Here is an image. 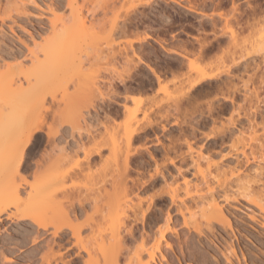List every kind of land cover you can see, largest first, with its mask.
Masks as SVG:
<instances>
[{
	"label": "bare ground",
	"instance_id": "6f19581e",
	"mask_svg": "<svg viewBox=\"0 0 264 264\" xmlns=\"http://www.w3.org/2000/svg\"><path fill=\"white\" fill-rule=\"evenodd\" d=\"M10 1H13L11 2L13 5L8 10ZM87 1L90 0H82L80 6L76 0L51 2V8L62 11L61 17L58 20H50L39 13L38 16L35 15L38 19L34 20L27 13V3L33 4L36 9L38 6L35 0H0V234L5 231L6 223L22 229L20 237L13 239L8 245L0 244V264H22L16 261V258L22 260L23 255L27 254V246L32 248L31 256L28 254L29 258L24 264H72L74 258L81 259L82 264H175L172 257L178 264L182 262L264 264V231H258L253 243L250 244H254L257 250V254L251 255V247L244 243V232L239 230L237 226L239 224L234 222L232 212L239 210L234 204L243 201L244 207L250 212L246 213L250 221L264 230V185L258 189L249 188L242 184L239 169L221 170L222 166L211 164L210 160L199 152H196V155L190 153L189 157V164L194 171L193 184L185 178L179 185L176 181L173 184L172 182L164 184L171 203L175 205V210L181 217L183 237H178L177 226L167 215L163 228H159L156 236L140 238L134 249L128 247V239L121 236L126 229V214L130 209L134 219L138 217V211L139 215H144L142 200L138 198L133 200L129 197V179L126 170L131 156L128 150L130 145L141 140L147 129L152 130L155 137L154 125L143 119L137 120L136 112L133 111L124 126L123 138L126 141L127 151L123 154L117 150L115 143L108 146L95 143L91 149H85L83 134H74V126L81 122L87 128L99 118L108 121L117 117L120 111L125 112L127 108L124 102L118 101L122 94L123 100H126L127 93L152 87L154 82L158 83L167 73L170 75L174 70L180 71L184 66L183 58H186L189 52L194 54L195 49L193 46L188 49V43L185 42L182 47L183 53L176 55L177 57L164 59L156 50L147 46L152 38L148 33H144L133 41L142 51L133 50L132 56L125 57V63L132 71L131 79L135 83L134 87L119 80L121 93L118 92V87L113 85L114 83H109V92L102 94L100 83L91 78L83 85L86 87L84 88L82 84H78L80 80L78 82V79L73 78L75 74L83 79L81 77L86 73L80 72L82 68L79 67L82 65L80 62L78 64L75 62L74 52L77 50L74 48L89 43V40L88 45H91L93 41L91 39L97 38L98 32L93 31L96 11H98L96 6L105 10L116 0H108L92 8H89ZM200 1L205 4L202 9L207 8V1ZM221 1L211 0V4H219ZM232 1L233 11L237 12L234 0ZM175 3L183 6L187 11L200 14L202 17H210L205 12L196 11L191 5L185 6L177 1ZM146 4L150 5L148 2ZM216 14L219 17L223 15L221 12ZM25 24L37 28L31 31ZM204 26L205 23H198L192 27L196 31H202ZM15 29L19 30L21 35H16ZM237 33L236 30H229L231 43L235 42ZM258 33L259 37L256 41L258 45L264 46V29ZM112 34H114L113 27L110 36ZM7 38L15 39V45L8 43ZM192 39L195 43H200L197 37ZM98 40L94 41L96 45L92 43V49H96ZM214 40L218 42L220 39ZM133 42H130L131 47ZM109 44H107L108 50L111 47ZM160 46L162 47L161 44ZM199 46L195 53L198 58L211 49H204L201 43ZM103 48L105 49L106 45ZM103 48H99L101 53ZM112 48L109 50L110 55L105 54V56H110L112 60L121 59L122 52L117 47L115 50ZM27 62L33 66L25 68ZM247 64L248 57L240 55L231 66L222 71L223 76L228 78L236 67L245 70ZM51 67L57 70L49 72ZM198 72L200 78L189 87L190 89L202 81L211 79L200 69ZM88 77L84 75V78ZM51 85L53 88H50ZM77 85L78 89L84 88L80 89L84 91V96L88 91L90 93L87 94L92 93L95 96L91 99L88 95L87 99L93 101L96 98L89 104L90 109H86L84 113L80 110L81 107L79 108L82 100L79 101L80 98L75 94L74 87ZM58 90L62 93L59 100ZM62 99L66 116L64 122L54 131L46 132L43 130L42 122L26 117V113H30L31 116L33 113H40V110L48 112L53 107H58ZM151 108L150 106L149 109ZM148 111V109L143 111L144 117L149 114ZM228 133L232 140L241 136L243 131L232 128ZM42 135L46 139L44 160H42L46 167L44 171L38 173L39 168L45 165L35 163L33 168L36 169L30 171L31 173H25L24 168L31 147L35 142L44 139ZM85 136H91L90 132L87 131ZM105 149L108 150V154L104 159L101 158L100 168L104 170L109 168L110 172H96L93 158L101 157ZM169 149L181 154L180 145H171ZM168 152L170 151L166 153ZM240 155L246 162L253 163L256 170L264 167V158H250L249 156L253 154L251 152L247 154L244 149ZM75 157L77 159L71 163ZM167 159L169 157H164L165 161L161 164L154 162L155 174L159 175L161 172L160 175L164 176L160 167L163 164L174 165L175 158ZM212 166L214 169H211ZM78 175L84 177L81 185L69 183ZM148 176L152 177L151 174ZM227 182H234L235 188L227 189L221 197H216L210 192L213 184ZM204 191L208 194H204ZM112 196L113 203L107 206V214L101 215V218L105 219V227L102 229L93 220L92 215L83 214L86 211L84 204L88 202L97 213L100 205L108 202ZM150 198L148 207L149 204L156 202L153 197ZM232 200L234 204L230 205ZM82 215L85 219L80 223H74L83 218ZM233 228H236V233ZM171 240L174 242L172 243ZM233 242H236L237 252L240 255H236L237 248L234 247ZM173 244L177 251L174 250ZM246 252L249 263L248 258L245 259ZM36 254L39 257L34 259Z\"/></svg>",
	"mask_w": 264,
	"mask_h": 264
},
{
	"label": "rangeland",
	"instance_id": "374dc122",
	"mask_svg": "<svg viewBox=\"0 0 264 264\" xmlns=\"http://www.w3.org/2000/svg\"><path fill=\"white\" fill-rule=\"evenodd\" d=\"M105 1L108 0H90L87 3L89 8H92L94 5ZM175 1L185 6L191 5L196 11L205 12L210 17H202L200 14L187 11ZM206 1L207 8L203 9L202 6H205V4H202L200 0H116L114 3L109 4L105 10H101L96 6L98 11H96L93 31L98 32L100 38L97 36L96 39H91L93 40L91 45L99 39L96 42L97 47L96 44L94 45L96 49H92L93 46L88 45L90 37L88 39L89 43L80 44V48L79 46L74 48L77 50L74 52L75 62L76 64L80 62V65H82V67H79L82 68L80 72H86L83 74L85 77L89 76L90 78H84L83 75L81 77L83 79H80L75 74H73V78L78 79V82L80 80L77 83L82 84V87L88 79L93 78L100 83L99 87L102 94L109 92V83H114L113 85L118 87V92L121 93L119 80L132 87L135 86L134 81L131 79L132 71L125 63V57L132 56L133 50L136 52L142 51L138 48V44L133 41L143 36L144 33H148L152 38L147 46L156 50L160 57L164 59L177 57L176 55L183 53L182 47L185 42L188 43V49L191 46L195 49L194 54L189 52V55L183 58L184 66L180 71L174 70L173 74L170 75L167 73L158 83L154 82L152 87L127 93L126 100H123L124 95L122 94L118 101L124 102L127 108L125 112L120 111L117 117L108 121L99 118L98 121H94L87 128L81 122L77 123L76 127L74 126V134H83L84 142H86L85 149H91L95 143L107 144V146L115 143L117 150L123 154L127 151L126 141L123 138L124 126L133 111L136 112L137 120L143 119L154 125L153 131H155L157 140L152 134V130L147 129L146 134H141V136L143 135L140 138L141 140L130 145L128 150L131 156L126 170L129 179V197L133 200H136V198L142 200L141 204L144 210L142 216L139 215L138 211L137 219L133 218L130 209L126 214V229L121 236L128 239L130 249H134L138 245L140 238H153L156 236L159 228H163L162 225H164L167 215L176 224L178 237H183L181 217L177 214L175 205L171 203L164 184L166 185L167 182L173 184L176 181L179 185L183 182V178L192 181L191 184L195 182L194 171L189 164L190 153L196 155V152H199L204 158L209 159L211 164L222 166L221 170L224 171L233 168L239 169L242 184L249 188L258 189L264 185V167L256 170L257 168L253 163L246 162L245 158L240 155V152L244 149L247 154H250V152L253 154V156H249L250 158H264V46L258 45V41H256L259 37L258 32L264 29V0H234L237 12L233 11L232 0H222L219 4H211V0ZM11 2L13 1L8 3V10L12 8L13 3ZM35 2L38 6L36 9L33 4L27 3V13L32 19L37 20L38 18L35 15L38 16L39 13L50 20H58L61 17L62 11L50 7L51 2L60 3V0H35ZM76 2L79 6L82 4V0H76ZM147 2L150 5L146 4ZM50 8L51 10H49ZM218 12L223 14L222 17L216 14ZM198 23H205L202 31H196L192 27ZM25 26L31 31L37 28H31L26 24ZM112 27L114 28V34L110 36ZM230 29L238 32L233 43L229 38ZM19 32L15 29L16 35L20 34ZM117 32L118 34H116ZM194 37L200 40L204 49L211 48L207 53H203L200 58L195 54L200 47V43H195L192 39ZM215 38L220 40L217 42L214 40ZM15 41V39L7 38L8 43L15 45ZM130 42H133L132 47ZM107 44L113 47L114 50L117 47L122 52L121 59L112 60L110 56H105V54L110 55L111 53L109 51L111 47L109 46L108 50ZM105 45L107 50L103 48ZM99 48H103L102 53ZM145 51L144 53H146ZM240 55L248 57L245 70L236 67L228 78L223 76L222 71L231 66ZM40 59L42 58L40 57ZM133 59L135 60V58ZM32 66L31 63L27 62L25 68H31ZM142 68H144L143 65ZM199 69L211 79L202 81L190 89L189 87L200 78L198 75ZM56 70L57 68L51 67L49 72ZM78 87V85L74 87L76 88L75 94L80 98L79 101L82 100L79 103V108L81 107L80 110L84 113L86 109H90L89 104L96 98L93 101L90 100L95 96L92 93V96L87 94L89 92L87 89H85V91H88L85 92V96L87 95L85 97L84 91H80V89L86 87L80 89ZM50 88H53L52 85ZM54 90L52 89V91ZM88 95L89 99H87ZM61 96L62 93L58 90V100ZM150 106L153 110H151L152 108L149 109ZM154 106L158 107L154 108ZM146 109L149 110V114L144 117L143 111ZM65 116L63 99L58 107H53L48 112L40 110V113H33L31 116L30 113H26V117L37 120L39 123L42 122L43 130L46 132L54 131L64 122ZM142 122L140 123L142 124ZM232 128H238L243 131V134L231 140L228 132ZM87 131L90 132L91 136H85ZM44 137L42 135V138ZM45 141L44 138L40 142H35L31 147L26 165L29 168L25 166V173L33 172L36 169L33 168L35 167L33 165L37 163L45 165L42 161L44 160L43 155L46 147ZM171 145H180L181 154L170 150ZM187 148H190V150ZM167 151L170 152L166 153ZM107 154L108 150L105 149L101 157L93 158L96 163V172H110L109 168L105 170L100 168L101 158L104 159ZM166 156L169 159L175 158L174 165L176 166L173 167L174 165L167 164L168 167H166L163 164L160 171L162 170L164 176L160 175L161 172L159 175L155 174L153 172L154 162L157 161L158 164H161L165 161L164 157ZM75 159L77 157L71 163ZM45 167L46 165L39 168L38 173L44 171ZM211 169H214V166ZM148 174H151L152 177H149ZM83 181L84 177L78 175L73 177L69 183L81 185ZM229 188H235L234 182L215 183L211 186L210 192L214 193L216 197H221ZM107 189L111 192L109 187ZM203 193L208 194L205 191ZM150 197H153L156 202L149 204L148 207ZM233 202V200L230 201V205L234 204ZM240 202V204H234L239 210H232L233 220L235 219L234 222L239 224L237 225L239 230L244 232H242L243 237H245L244 243L251 247L250 254L255 255L257 254L256 246L250 244L253 243L257 232L264 230L250 221L247 216L250 212L244 207L243 201L240 200ZM111 203H113V196L108 202L101 204L96 213L93 207L91 208L89 203L85 202L84 206H86L85 209L88 213L85 211L86 213L83 212V214L92 215L93 220L103 229L105 219L103 220L101 215L107 214V206ZM82 216L83 218L74 223L77 224L84 220L85 217ZM233 229L236 233V228ZM21 232V228H15L6 223L5 231L0 234V244L8 245L13 239L20 237ZM171 242L174 241L171 240ZM233 243L234 247L237 248V252L236 242ZM27 247V254L23 255L22 260L16 258L19 263L24 264L29 258L28 254H31L30 250L32 248ZM174 250L177 251L175 245ZM245 254V259L247 257L249 263V256L247 252ZM236 255H240L239 252ZM38 257L39 255L36 254L34 259ZM238 257L240 258V256ZM172 259L175 264H178L173 257ZM72 264H82L81 259L74 258ZM182 264L187 263L182 262Z\"/></svg>",
	"mask_w": 264,
	"mask_h": 264
}]
</instances>
